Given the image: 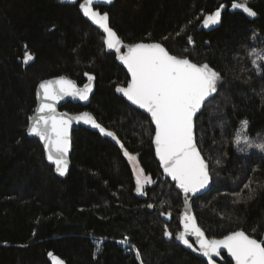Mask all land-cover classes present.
Returning a JSON list of instances; mask_svg holds the SVG:
<instances>
[{
	"label": "trees",
	"instance_id": "16d2710c",
	"mask_svg": "<svg viewBox=\"0 0 264 264\" xmlns=\"http://www.w3.org/2000/svg\"><path fill=\"white\" fill-rule=\"evenodd\" d=\"M81 1L0 0V264H49V252L66 264H141L133 246L143 264H206L176 244L181 194L163 179L149 118L116 95L128 76L106 50L103 35L82 17ZM233 2L244 0H114L100 10L109 14L111 28L124 42L160 43L177 57L208 63L227 81L196 120L212 183L193 210L209 238L242 230L260 240L264 187L250 200L243 198L245 189L239 203L234 193L249 179L264 185V153L238 151L234 139L244 120L251 139L264 137V77L248 56L251 47H264V0H247L257 13L252 18L231 11ZM217 10L220 23L205 29L204 18ZM27 54L33 60L25 65ZM85 73L95 77L90 104L69 103L62 110L90 112L124 147L84 128L74 131L71 167L61 179L46 162L42 145L27 136L35 89L56 76L82 86ZM124 151L155 181L145 186L144 195L135 191ZM149 203L154 207L147 208ZM165 225L171 240L163 236ZM125 236L128 245L119 243Z\"/></svg>",
	"mask_w": 264,
	"mask_h": 264
},
{
	"label": "snow or ice",
	"instance_id": "6c2138e0",
	"mask_svg": "<svg viewBox=\"0 0 264 264\" xmlns=\"http://www.w3.org/2000/svg\"><path fill=\"white\" fill-rule=\"evenodd\" d=\"M71 2L75 3L76 0ZM96 2L97 0H82L79 9L83 17L102 30L104 46L107 50L115 52L116 58L127 68L131 76L126 87L118 86L115 90L122 93L132 105L138 106L150 115V122L155 126L152 142L155 145V154L160 167L163 169V174L175 182V188L179 190L178 194H183L184 213L181 216L183 231L175 234V240L193 251H199L207 258L208 264H215L213 257L220 256L221 249L227 251L235 264H264V240H257L242 230L232 231L222 239H208L198 226L189 203L192 198L208 189L212 181L209 163L198 147L195 122L203 115V110L208 105L216 102L217 95L222 94L219 85L227 81H224L221 73L208 63L197 64L188 58L177 57L170 54L160 43L124 45L116 31L110 27L109 14L101 13L94 8ZM104 2L111 4L112 0H104ZM231 7L241 9L250 17L257 15L248 7L247 0L243 3L233 2ZM220 21L221 11L217 10L204 18L203 26L208 28L219 24ZM188 43H193L191 36L188 37ZM122 48H126V51L122 52ZM248 56L256 74L264 77V47H251ZM32 59L31 55H26L24 63L27 64ZM241 71L247 69L242 68ZM85 76L88 83L82 88L63 76L39 83L36 93L39 106L36 108V115L29 117L28 135L37 136L43 142L47 160L55 165V171L60 176L68 172L69 131L74 121L91 124L93 128L99 129L101 134L115 140L121 148L124 147L114 132L102 127L88 112L70 116L68 113L57 111V104L65 97L78 98L81 101L89 99L95 77L88 73H85ZM227 99L225 97L226 101ZM226 124L227 121L223 120L219 126L223 130ZM247 128L248 121H242L234 139L237 150L246 152L248 149H256L264 153V137L251 139L247 134ZM241 144L244 145L243 148H240ZM123 154L129 156L127 151ZM216 164L220 165L221 161L217 160ZM153 183L155 181L150 176H145L143 169H140L136 174V193L144 195L145 185ZM257 187L264 185L249 179L243 184L241 191L234 193L236 196L234 202H240L245 189L248 195L243 198L252 199ZM146 206L149 209L154 207L151 203ZM160 215L171 217L170 212L167 214L161 212ZM163 236L169 240L173 238V233L168 230L167 225ZM189 237L194 238L198 249L190 243ZM119 243L128 245L129 238L125 236ZM133 249L136 260L143 264L140 251L135 249V246ZM96 251H100L99 244ZM48 255L53 260V264H64L51 252Z\"/></svg>",
	"mask_w": 264,
	"mask_h": 264
},
{
	"label": "water",
	"instance_id": "95a60500",
	"mask_svg": "<svg viewBox=\"0 0 264 264\" xmlns=\"http://www.w3.org/2000/svg\"><path fill=\"white\" fill-rule=\"evenodd\" d=\"M113 1H114V0H112V3H111V4H108V3H105L104 0H97V2L94 4V8H95L96 10L100 11L101 13H103V12L100 10V8H109V7L113 4ZM81 2H82V1H81ZM79 11H80V9H79ZM80 13H81V15H82V12H81V11H80ZM82 17H83V15H82ZM83 18H84V19H85V20H86L91 26H93L95 29H97V30L100 32V34L103 35V38H104V34H103L102 30L98 29L97 26H96V25H93V24L91 23V21L87 20V18H85V17H83ZM110 27H111V26H110ZM118 37H119V36H118ZM119 38H120V37H119ZM120 39H121V38H120ZM121 41H122V43H123L124 45H133V44H128V43L124 42L122 39H121ZM140 43H143V42H140ZM135 44H136V43H135ZM162 46H163V45H162ZM105 48H106V46H105ZM106 50H107V49H106ZM107 51H108L109 53H112V54L115 56V61H116L117 65H119L120 67H122V68L125 70V72H126V74H127V76H128L129 82H130V80H131V76H130V74L128 73L127 68H126V67H125V66H124V65H123V64H122V63L116 58V54H115L114 51H111V50H107ZM121 51H122V52L126 51V48H122ZM27 55H29V54H27ZM24 59H25V58H24ZM32 60H33V59H32ZM32 60L29 61L27 64L31 63ZM23 62H24V61H23ZM24 64H25V63H24ZM27 64H25V65H27ZM60 77H62V76H56V77L49 78V79H45V80H54V79H58V78H60ZM63 77H65L66 79L72 80V79H70V78H68V77H66V76H63ZM45 80H42V81H40L39 83H41V82H43V81H45ZM72 81H74V80H72ZM74 82H75V81H74ZM39 83H38V85H39ZM75 83H76V82H75ZM86 83H88V80H87L84 84H86ZM84 84H83L82 86H79V85L76 83L77 87H80V88H82V87L84 86ZM38 85H37V87H36V89H35V100H36V106H35L34 112H33V114H32L31 116L36 115V108L39 106V100H38L37 95H36V93H37V91H38ZM126 86H127V85H126ZM126 86H123V87H126ZM115 92H116V90H115ZM94 93H95V81L93 80V81H92V92L89 94V99H88L87 101H81V100H79L78 98H73V97H65L63 100L60 101L59 104H57V106H56V107H57V111H58V112H61V113H68V112H66V111H63L62 108H63L65 105L69 104V103H70V104H73V105H80V106L86 108V107L90 104L91 99H92ZM116 95L119 96L120 98H122L123 100H125V101H126V102H127L132 108H134V109L138 110L139 112L143 113L144 115H146V116L149 118V120L151 121L150 115H149L148 113H146L144 110L140 109L138 106L132 105L131 102L128 101L127 98L124 97L122 93H118V92H116ZM84 112H88V111H83V112H81V113H76V114H72V113H68V114H69L70 116H76V115H80V114H82V113H84ZM88 113H89V114L95 119V117H94L90 112H88ZM95 121L97 122L96 119H95ZM97 123H98V122H97ZM195 123H196V122H195ZM29 126H30V120H28V126H27V128H28ZM152 126H153V128L155 129V126H154L153 124H152ZM102 127H103V126H102ZM80 128H84V129H87V130L92 131V132H94V133H97V134H99L101 137L106 138V139H110V140H112L117 146H120V145L117 144L116 141L113 140L111 137L106 136V135H103V134H101V133L99 132V129H97V128H93V127L91 126V124H84L83 122L76 123V122L74 121L73 124H72V127H71V129H70V131H69L70 149H69L68 157H67V159H68V172H67L64 176H60V175L55 171V165L52 164V163H50V162L47 160V153H46L45 150H44V144H43V142L39 139V137H37V136H33V135H28V133H27V136H28L29 138L38 141V142L42 145L46 162H47L51 167H53L56 176L59 177V178H61V179H65V178L67 177L68 173H69V170H70V167H71L70 156H71V152H72V134H73L74 131H77V130L80 129ZM106 130H107V129H106ZM153 137H154V136H153ZM152 146H153L154 154H155V145L153 144V142H152ZM155 158H156V161H157L158 164H159V160H158V158L156 157V154H155ZM159 166H160V164H159ZM160 170H161V172H162L163 179H164V180H169V181L174 185V187H175V182L171 181V178H170V177H166V176L163 174V169H162L161 167H160ZM211 183H212V181H211ZM211 183H210V186H209L208 189H206V190H205L204 192H202L201 194H198L197 197H194V198H192V200L189 201V203L191 204V207H192V213H193L194 216H195V214H194V210H193V204H194V201H195L197 198H199V197L205 195V194L210 190ZM175 190H176L177 192L179 191V190L176 189V188H175ZM180 194H181V197H182V204H183V207H182V210H181V213H180V216H179V228H180L179 232H180V231H183V225L181 224V216H182L183 213H184V200H183V194H182V193H180ZM195 217H196V216H195ZM196 221H197V219H196ZM197 224H198V221H197ZM198 226H199V224H198ZM201 229H202V228H201ZM202 230H203V229H202ZM203 231H204V230H203ZM204 233H205V232H204ZM205 237L208 238V239H213V238H209V237L207 236L206 233H205ZM222 238H223V237H221V238H215V239H222ZM257 240H258V239H257ZM260 240H264V235L262 236V238H261ZM189 241H190V243L193 244V246H194L195 248L198 249V244L195 242L194 238L189 237ZM176 244H177L178 246H180L182 249H184L185 251H187L188 253L192 254L194 257H196V258H198V259H200V260H203L206 264H208V260H207V258H206V257H203V256L200 254L199 251H193L192 249L187 248L186 246H184L183 244H181V243L178 242V241H176ZM49 253H50V252H49ZM49 253H48V254H49ZM51 253H52V252H51ZM48 254H47V261L49 262V264H53V260L50 259V257H49ZM52 254H53V253H52ZM53 256H55V257L59 258L60 260H62L60 257H58V256H56V255H54V254H53ZM224 257H225L228 261H230L231 264H235L234 260H232V258L228 255L227 251L224 250V249H221V255L218 256V257H213V260L215 261V264H226V261H225V258H224ZM62 261H63V260H62ZM63 262H64V261H63ZM64 264H66V263L64 262Z\"/></svg>",
	"mask_w": 264,
	"mask_h": 264
},
{
	"label": "rangeland",
	"instance_id": "374dc122",
	"mask_svg": "<svg viewBox=\"0 0 264 264\" xmlns=\"http://www.w3.org/2000/svg\"><path fill=\"white\" fill-rule=\"evenodd\" d=\"M64 1H66V0H64ZM67 1H71V0H67ZM231 11H241L242 13H244L241 9H232L231 8ZM246 16H248L246 13H244ZM248 17H250V16H248ZM252 18V17H251ZM204 27V26H203ZM205 28V27H204ZM208 28H210V26L208 27ZM208 28H205V29H208ZM126 157V156H125ZM130 157H132V158H130ZM127 158V160H128V162L130 163V165H131V168H132V170H133V172H134V175H135V177H136V174L140 171V167H139V164H138V161H137V158L135 157V156H133V155H130L129 154V156H127L126 157ZM151 185V184H150ZM145 186H148V185H145Z\"/></svg>",
	"mask_w": 264,
	"mask_h": 264
}]
</instances>
